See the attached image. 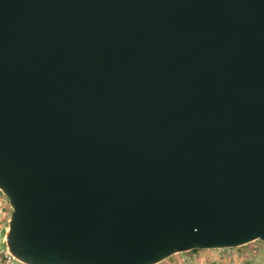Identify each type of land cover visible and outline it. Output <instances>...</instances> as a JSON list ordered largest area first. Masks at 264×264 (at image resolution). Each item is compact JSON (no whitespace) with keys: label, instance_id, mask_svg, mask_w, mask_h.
<instances>
[{"label":"water","instance_id":"1","mask_svg":"<svg viewBox=\"0 0 264 264\" xmlns=\"http://www.w3.org/2000/svg\"><path fill=\"white\" fill-rule=\"evenodd\" d=\"M0 190L24 264L264 241V0H0Z\"/></svg>","mask_w":264,"mask_h":264},{"label":"rangeland","instance_id":"2","mask_svg":"<svg viewBox=\"0 0 264 264\" xmlns=\"http://www.w3.org/2000/svg\"><path fill=\"white\" fill-rule=\"evenodd\" d=\"M11 211L8 199L0 190V252L7 249ZM156 264H264V241L255 240L234 248L179 252Z\"/></svg>","mask_w":264,"mask_h":264},{"label":"built area","instance_id":"3","mask_svg":"<svg viewBox=\"0 0 264 264\" xmlns=\"http://www.w3.org/2000/svg\"><path fill=\"white\" fill-rule=\"evenodd\" d=\"M0 264H24L15 258L8 249L0 252Z\"/></svg>","mask_w":264,"mask_h":264}]
</instances>
